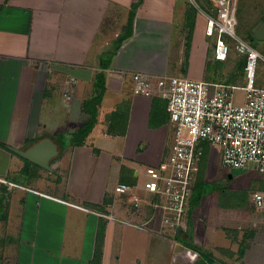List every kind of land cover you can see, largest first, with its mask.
Wrapping results in <instances>:
<instances>
[{"label":"crops","instance_id":"0c3cea01","mask_svg":"<svg viewBox=\"0 0 264 264\" xmlns=\"http://www.w3.org/2000/svg\"><path fill=\"white\" fill-rule=\"evenodd\" d=\"M135 1L0 0V100L7 99V95L12 97L14 93L16 98H20L21 85L24 83L22 98L27 100L28 121L36 112L39 117L43 103L50 111L56 110L55 115L60 112V120L67 116L72 102L79 97L77 94L91 92V87L87 85L94 83V77H83L84 70H93L95 76L101 64L107 65L104 69L105 91L96 106V122L81 144H72L69 139L58 136V132L63 129L49 124L47 116L41 125L45 134L35 138L39 129L38 118L35 126L27 122L17 136L19 138L7 143L10 144L8 149L11 146L25 149L41 138L52 139L59 153L50 161V170L37 165L36 168L31 165V169L28 166V170L34 178L40 176V170H44L49 174H57L60 180L40 189L6 178L9 171L5 167L4 176L0 174V264H90L95 239L101 227L103 243L100 264H105L108 251L112 245H116L115 238H121L122 231L127 230L123 224L144 226L146 230L143 229V232L146 233L149 228V232L160 237L152 239L155 243L152 255L160 264V244L165 241L171 242L170 248L176 251L171 264H211L213 259L226 264H246V249L240 253L237 243L244 238L243 234L249 239L245 248L257 244L264 251V207H254L250 202L253 191L264 190L249 189L245 202L241 204L233 192L229 200L218 206L220 211L216 219L218 228L223 231L222 236L226 238L223 242H219L216 237L218 228L214 231V239H206L203 238L206 229L201 231L199 226L191 225L189 203L193 194L187 201L183 226L177 229L162 226L161 211L149 204L150 199L156 197L142 188L144 172L146 167L163 159L171 130L166 101L156 93V89L151 96L135 91L132 76L136 73L145 74L155 86L156 79L167 71V55H170L172 43H175L174 68L186 70L187 74L180 77L192 76L195 79L199 75L198 68L201 66L202 74V69H206L209 63H197L200 60L194 56L199 45L197 43L201 42V46L204 44V50L208 44L204 42L203 37L206 36L201 32L204 19L198 12L189 32L186 18L191 12L189 7L181 12L182 25L178 23L174 26L170 3L175 0H141L132 20L131 34L122 40L111 55L113 41L123 31L130 6ZM188 5L193 7L189 2ZM263 14L264 11L259 15V22L264 20ZM189 33V47L186 49ZM173 35L176 36L174 41ZM164 57L166 63L163 62ZM182 60L183 66H180ZM52 61L76 67L72 77L74 84L70 87L71 100L64 101L60 106L53 103L55 88L48 87L46 91L43 71L39 69V73L35 74L36 65ZM215 61L211 58V62ZM215 79L209 80L224 82ZM240 79H236L235 83H241ZM106 98V113L124 109L121 123L111 129L110 123L104 120L105 115L100 113L101 102L106 101ZM84 99L79 98V102L74 104V109L81 115L80 120L75 121L79 123L77 128L83 124L82 116L88 115L83 110ZM154 101L158 107L153 105ZM5 105L0 103V112L1 108L6 109ZM161 106L164 107V113ZM64 120L67 121V118ZM76 127L73 125L70 135L75 133ZM2 138L0 136V141L5 143ZM0 152L4 153L8 161L13 160L18 170L22 171L25 167L26 159L10 149L11 153L1 148ZM111 168L115 176L114 187L124 183L133 187L130 192L118 194L114 189L106 188L109 175H104V171ZM55 188L60 192L57 193ZM193 191L192 187L191 193ZM134 196L142 201L133 204ZM230 200L234 202L228 205ZM206 217L209 219V216ZM207 228L215 229L211 226ZM158 231L161 235L156 233ZM142 234L138 236L140 243L145 238ZM230 234H234V238H227ZM133 256L135 258L131 259L140 260L137 253ZM116 259L119 260L118 255Z\"/></svg>","mask_w":264,"mask_h":264},{"label":"built area","instance_id":"2783aa9c","mask_svg":"<svg viewBox=\"0 0 264 264\" xmlns=\"http://www.w3.org/2000/svg\"><path fill=\"white\" fill-rule=\"evenodd\" d=\"M204 19V35L212 38V58L224 61L234 49L244 56L242 84L160 76L153 86L145 74L132 76L134 90L166 101L170 123V141L163 159L146 167L142 188L155 195L149 204L162 213L161 224L171 229L183 226L187 201L195 180V168L204 145L221 149V164L228 171L254 168L264 173V86H256L258 63L264 65L259 51L236 32V0H207L203 10L196 0H187ZM242 92V98L235 96ZM132 186L118 183L114 191L125 194ZM137 196L133 204H139ZM251 205L264 207V192L253 191ZM145 229L144 226L131 224ZM148 230V229H147ZM161 235V232H156ZM211 264H226L213 259Z\"/></svg>","mask_w":264,"mask_h":264},{"label":"rangeland","instance_id":"374dc122","mask_svg":"<svg viewBox=\"0 0 264 264\" xmlns=\"http://www.w3.org/2000/svg\"><path fill=\"white\" fill-rule=\"evenodd\" d=\"M200 8L203 7L202 1L201 0H196ZM171 6V17L174 23V26L177 25L178 23L182 25L183 22H181V18L183 15H181V12L184 8L188 7V1L187 0H175L173 3H170ZM194 7V6H193ZM241 7V12L239 13L238 11L236 12L237 15V25L241 24V22L246 23L247 28L253 26L258 20H259V15H261L264 11V0H236V9ZM195 8V7H194ZM197 10V8H195ZM199 13V11L197 10ZM238 14L240 17H242L241 21L238 19ZM200 16V13L198 14ZM178 24V25H179ZM204 20L201 24V32L204 35ZM186 31V30H185ZM200 34V36L202 35ZM252 34V32H251ZM240 35V34H239ZM199 36V37H200ZM241 36V35H240ZM176 38V36L172 37L173 41ZM204 42L208 44V48L204 50V44L201 46V42L197 43L198 49L195 51L197 53H194V56L199 60V65H204V63L208 62L206 66V69L204 70V73H200V67L199 69V75L195 79H202V80H207L210 81L209 79L216 78L219 80H224V79H229L231 76L230 70L233 69L235 65V61L237 57L239 56L238 54L235 53V50H231L227 59L225 62H211L212 58V49H211V43H212V38L210 37H203ZM251 42H258L257 45L258 47H261L262 49L264 48V42L263 41H257L256 39L251 38ZM203 43V42H202ZM175 43H172L171 46V51H169L170 55H167V64L169 65L167 68V71L165 73V77H168L169 75H177V76H184L187 74L186 70H181L178 68H174V57L176 55V47L174 45ZM263 46V47H262ZM198 54V55H197ZM169 57V58H168ZM163 62L166 63L165 57L163 58ZM162 63V61H161ZM61 66H66V68H61ZM180 66H183V60L180 63ZM36 71L35 74L39 73V69L43 71V75H45L46 80H45V87L46 91L49 90L48 87H54L56 90V98L54 99L53 103L57 106H60L64 101H70L71 100V89L70 87L73 86L74 84V79H72L74 73H75V68L73 66H68L65 65V63H61L59 61H52V62H46V64H42L40 66H35ZM190 68V67H189ZM65 69V70H63ZM260 69V71H259ZM195 70V68H194ZM91 71V70H90ZM89 70L85 71L82 73L83 77L87 79V77H94L93 70L90 72ZM259 71V73H258ZM78 72V71H76ZM229 72V73H228ZM260 77L262 83H264V65H257L256 69V77ZM21 74V71H20ZM137 74V73H136ZM203 75V76H202ZM190 76H188L189 78ZM192 78V76H191ZM193 79V78H192ZM245 82V77L243 75L241 83ZM238 83V84H241ZM24 83L21 85V90H20V98H16V94L12 93L13 96L10 97V95H7V99L5 100H0L1 104L6 103L4 108H8L9 110L6 111V109L1 108L0 112V136H2V140L6 143V147L8 148L12 141H16L18 135H20L21 130L23 131V128H25V125L27 122H30V124H35L36 119L39 120V129L36 132V137L42 136V134H45L43 131V128L41 127L42 123L45 121L44 117L47 116L50 119L49 124H53V127H59L62 128L63 131L58 132V136H61V138L65 139H75L74 137L78 138L80 137V132L77 134V132L73 135L70 136V132L73 125L74 127H78L79 123L75 122L80 120V113H78L74 109V104L78 101L79 98L82 100V98H85L84 101L86 100V103L88 105H92L94 102L91 101L92 95H96L95 91L92 89H95L94 86L95 84L92 85H87L91 87V92L90 94H85L82 92L78 93L77 95L79 97H76L75 101L72 102V108L70 112L68 113L67 116H64L60 120V110L58 109L56 115L54 112L56 111H50L45 107V104L43 103V106L40 110L39 117L38 113H34L28 121L27 117V100L25 98H22V94L24 91ZM75 89V88H74ZM76 90V89H75ZM54 92V91H53ZM83 93V94H82ZM55 94V93H54ZM26 95V94H25ZM235 96L238 99L242 98V92L241 91H236ZM108 99L106 98V101L103 103L101 102V107H100V113L104 114V120L112 125H118L121 123L120 119H117L116 117H112L111 113L109 111L106 113V106H107ZM40 102H37V105H39ZM97 110V107H96ZM6 111V113L3 115V112ZM84 112H87L84 110ZM97 116V115H96ZM67 118V121L64 120V118ZM83 120L82 122H86L88 119L89 115L85 116L83 115ZM62 122H65L62 124ZM75 122V123H72ZM5 123V124H4ZM62 124V125H61ZM72 124V125H71ZM35 126V125H34ZM70 126H72L70 128ZM76 127V128H77ZM69 128V129H68ZM79 136V137H78ZM1 142V141H0ZM3 143V142H2ZM26 143L23 144L25 146ZM13 147V146H11ZM1 149L9 152L8 149L2 148ZM204 156L202 157L200 163L202 166V170H200V173L204 175L205 181L203 183H198L194 187L195 191H193L192 198L190 199V222L191 225H196L199 226L201 231L205 230V235L203 234V238L206 239H214V231L218 228L219 223L217 221V214L219 215V205L223 204L226 200L230 199V194L235 192L236 196L239 198V202L242 201V203L245 202V197L247 196V193L249 189H259L257 186L259 185V182H264V173L263 172H258L254 170V168H249L245 170L241 169H232L228 171L226 168H224L221 164V149L217 145H204ZM27 166H31L30 164H27ZM199 166V165H198ZM9 171V175L6 174V178L15 180L21 184H29L30 186L44 189L46 188L48 183H57L55 180H60V177L57 176L55 173H47L46 171L43 170V172L40 170V173L38 177L34 178L32 176L31 172L27 169L26 170H18L15 167L14 161L10 160L5 157L4 153L0 152V174L4 176L3 171L5 170ZM8 168V169H7ZM31 169V168H30ZM198 169V167H197ZM15 173V174H14ZM63 173V172H61ZM107 173L109 175V179L106 181L108 182L107 189L108 190H113L114 189V183H115V176L113 174L112 168L107 171H104V175ZM231 173L233 176L229 177L228 174ZM14 174V175H13ZM202 179V178H201ZM105 182V181H104ZM106 184V183H105ZM63 185V183H62ZM201 185V186H200ZM60 187V186H58ZM54 188V187H51ZM56 189V188H55ZM57 188L55 191L57 193L60 192V190ZM52 191V190H51ZM63 193V192H62ZM234 193V194H235ZM252 194V193H251ZM250 195V194H249ZM244 196V197H243ZM198 197V200H196ZM232 197V198H235ZM196 200L197 204H195L193 200ZM142 200L139 199V202ZM234 202L232 200L228 201V205H231V203ZM199 204V205H198ZM198 205V207H197ZM196 207V208H194ZM207 216H209V219H207ZM186 219V218H185ZM213 220V221H212ZM215 228V229H208L207 227ZM123 227L127 228L126 231H122V237L119 239L115 238V246L112 245L110 248L111 250L108 251L107 254V262L105 264H160L155 258H153L152 252L154 251V241L152 239H157L160 238L159 236L153 235L152 232H143L144 230L138 227H132V226H127L123 224ZM149 229V228H148ZM143 230V231H142ZM217 239L219 242H223V239H226L225 236H222L223 231H221L219 228L217 229ZM126 232V235L124 233ZM143 233V237L145 236L144 240L142 243L138 239H140V234ZM209 236H207V235ZM234 234H230V236H227V238L232 239ZM243 239H241L238 243L244 246L246 244V241L249 240L246 236H243ZM246 238V239H245ZM121 239V240H120ZM122 239H125L124 241ZM131 239H134L135 241H138L139 243L133 242ZM146 239V240H145ZM121 243V244H120ZM171 243V242H170ZM170 243L165 241L163 244H160L161 248V253H160V258L162 259V263L164 264H171L172 263V258L173 255L176 253L175 248H170ZM115 249L116 251H112ZM246 249V264H264V251L262 250L261 245H251L249 249ZM138 254L140 260L137 261L133 255ZM116 255L119 256V260L116 259ZM160 259V260H161ZM161 263V264H162Z\"/></svg>","mask_w":264,"mask_h":264},{"label":"trees","instance_id":"16d2710c","mask_svg":"<svg viewBox=\"0 0 264 264\" xmlns=\"http://www.w3.org/2000/svg\"><path fill=\"white\" fill-rule=\"evenodd\" d=\"M201 1H202V5H203L202 9L203 10H207V8L210 5L209 2L207 0H201ZM140 3H141V0H137V1H135V2H133L131 4L130 9H129L127 23L124 26L123 31L121 32V34H119L114 39L113 44L111 46L112 47V49H111V55L118 49V47H119L120 43L122 42V40H124L125 38H127L131 34V24H132V20H133L134 14H135V10H136V8L138 7V5ZM188 7H189V9H190L191 12L189 13V15L186 18H188L187 19V26L189 28V32H191V30L193 28L194 16H195V14H196L197 11L193 7H191L190 5ZM237 11L240 13L242 11L241 10V7H239L237 9ZM262 17L264 19V14L262 15ZM238 19L240 21L242 19V17H240L239 14H238ZM257 22H259V20ZM251 28H252V26L247 28L246 23H244V22L242 23L241 22V24L236 25V32L238 34H240L243 39H245L246 41H248L253 47H255L256 49H258L261 52L264 51L261 47H258V45H257L258 42H251L250 41L251 38L254 39V37L251 34ZM189 38H190V33L188 34L187 39H186L187 40V42H186V49L189 47ZM244 64H245V58H244V56L239 55L237 57L236 61H235V65H234L233 69L231 71H229L230 72L229 75L231 77L229 79H227V80L226 79H224V80L222 79L221 81H224V83H228V84H237V83H235V81H236V79L238 80L239 77H241L240 81H242V77L244 75V70H243ZM261 64L262 63H259V65H261ZM100 66L101 67H99V70L95 73L94 83H93V84H95V86H94L95 89H93V90L95 91L96 95H94V96L92 95V97L90 98L91 101L94 102V103L92 105H88L86 103V100L83 102V110L87 111L89 117L86 120V122H84L75 131V133L77 132V134H79L82 131L80 133V137L78 136L79 139L76 138V137H74L75 139H73V140L72 139H69L72 142V144L73 143H75V144H81L82 139L89 133V131L93 127L94 123L96 122V114H97L96 106H97V104H99V102H100V100L102 98V95H103V93L105 91V73H104V69L107 68V65H105L104 63L101 64ZM259 71H260V69H259ZM259 71H258V73H259ZM258 73H257V77L255 79V85L256 86H262V85H264V83H262L260 77H258ZM215 80H219V79H215ZM153 105L155 107H158V103L156 101L153 102ZM165 107H166V103H165ZM161 108H162L161 109L162 113H164L165 112L164 107L161 106ZM111 116L114 117V118L116 117L117 119H120V121H121V119L124 118V109H119V110L116 109V110H114L113 112H111ZM167 118H168V115L166 117V120H167ZM114 126L115 125L110 124L109 125V129L113 128ZM75 133H73V135ZM73 135H70V136H73ZM0 147L8 149L6 147V145L4 143H2V142H0ZM203 156H204V149H203V154L201 155V157H200V159L198 161V164H197L198 169L196 168V173H195V179L196 180L194 181V185H193V190L194 191H195L194 187L196 186V184L198 185V183H200V184L201 183L204 184V182L206 183L204 175H202V173H200V170H202L201 169L202 166H200L201 165L200 161H201V159H202ZM24 162H25V167H23L22 170H26L27 169V171H28V168L29 167L27 166V164H30V165H32L35 168L37 167L36 165L28 162L27 160H24ZM30 168H31V166H30ZM257 187L260 190H264V182H262V183L259 182V185ZM196 200H198V197H197ZM196 200L195 199L193 200V201H195L194 202L195 204H197ZM239 203L241 204L242 201H240ZM102 233H103V228L101 227V228H99V231L97 233V237L95 239L94 252H93V257H92V259L90 261V264H100L101 255H102V243H103ZM245 246L246 245L242 246L241 244H239L238 250H239L240 253H242L244 251Z\"/></svg>","mask_w":264,"mask_h":264},{"label":"water","instance_id":"95a60500","mask_svg":"<svg viewBox=\"0 0 264 264\" xmlns=\"http://www.w3.org/2000/svg\"><path fill=\"white\" fill-rule=\"evenodd\" d=\"M251 32L254 39L264 41V20L253 26ZM9 149L22 158L47 170H50V161L59 153L57 145L49 137L41 138L25 149L15 147H10ZM228 176L231 177V173Z\"/></svg>","mask_w":264,"mask_h":264}]
</instances>
